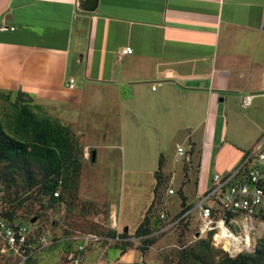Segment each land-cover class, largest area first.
I'll return each mask as SVG.
<instances>
[{
    "label": "crops",
    "instance_id": "1",
    "mask_svg": "<svg viewBox=\"0 0 264 264\" xmlns=\"http://www.w3.org/2000/svg\"><path fill=\"white\" fill-rule=\"evenodd\" d=\"M3 25L0 88L58 106L80 129L101 101L121 140L180 134L196 201L264 134V0H98L93 11L79 0H0Z\"/></svg>",
    "mask_w": 264,
    "mask_h": 264
},
{
    "label": "rangeland",
    "instance_id": "2",
    "mask_svg": "<svg viewBox=\"0 0 264 264\" xmlns=\"http://www.w3.org/2000/svg\"><path fill=\"white\" fill-rule=\"evenodd\" d=\"M35 99L43 106V113L57 118L70 128L83 151L77 197L67 196L68 203L56 208L44 204L46 198L36 194L38 187L25 194L22 193L25 191L22 178H18V186L8 187L0 176V219L7 217L5 213L11 212L16 221L29 223L31 222L29 218L36 216L37 213L41 215L39 218L36 216L38 220L33 223L34 233L35 235L46 234L48 243L44 246H36L38 248L35 252L36 264H69V254L63 243L65 240L74 241L76 244L73 247L77 249L85 242L75 239V236L87 233L105 236L108 229L113 228L110 218L111 205L119 207L122 217L121 224L126 225L125 228L119 230L113 229L118 232L128 229L131 238L125 239L132 243L127 245L119 243L124 247V250H121L116 244L117 241L112 239L109 242L103 240L90 242L86 245L82 264H181L180 252L189 248L200 237H207L196 236V228L200 223L197 210L190 214L188 226L172 224L176 214L182 208L181 188L187 195L189 204L194 206L197 202L195 171L190 182L184 184L187 178L184 177L182 156L177 154V146L180 144L187 149L189 146L180 134L175 136L169 134L163 137L161 143H138L132 142L129 138L121 140L119 139L118 120L108 118L109 113L101 109L103 107L101 101L93 100L94 104L91 105L96 106L94 110L81 113L83 127L80 129L78 123L64 119L63 112L61 114L57 112L58 106L45 104L40 99ZM87 106L90 107L89 104ZM8 108L9 106L6 107ZM104 133H107L105 142L102 138ZM102 142V145H97ZM99 146L103 147L100 149ZM97 147L101 152L98 159L93 162L90 156V159L86 160L84 157L86 148L92 151ZM162 155L167 163L166 170L163 171L169 180L167 187L160 193L159 202L157 200L155 205L158 212L166 213L167 217L163 220L165 224L163 228L155 234L154 245L143 252L138 248L141 244L140 239L133 233L154 201V172L159 168ZM35 171L39 178L40 174L37 170ZM173 175L172 181L171 176ZM170 188L175 189L174 194L169 193ZM84 203L86 207L81 210ZM92 203L94 207H91ZM169 224L172 225L165 228ZM257 235L254 248L260 238ZM215 248L219 250L216 261L226 251L220 247ZM4 263L5 260L0 261V264ZM8 263L15 264L16 260L13 257L8 260Z\"/></svg>",
    "mask_w": 264,
    "mask_h": 264
},
{
    "label": "trees",
    "instance_id": "3",
    "mask_svg": "<svg viewBox=\"0 0 264 264\" xmlns=\"http://www.w3.org/2000/svg\"><path fill=\"white\" fill-rule=\"evenodd\" d=\"M35 98L37 97L21 89L0 88V176L8 187L18 186V178H22L25 187L22 193L25 194L38 187L36 194L46 198L44 204L56 208L68 203L67 196L77 197L83 151L70 128L57 118L43 113V106ZM163 162L162 155L159 168L154 172V201L133 233L140 239L138 248L143 252L154 245L155 234L165 225L162 213L158 212L155 205L169 180L163 171ZM35 170L40 174L39 178ZM185 177L188 178V175L185 174ZM57 189H60L59 196L54 195ZM180 194L182 208L176 214L175 220L179 219L176 224L188 226L191 213L186 212L190 211L193 205L187 203V196L182 188ZM85 204L81 210L85 209ZM91 207H94L93 203ZM5 216L7 217L4 218L15 220L11 212L5 213ZM36 216L39 218L41 215L37 213ZM103 237L106 242L111 239L117 241L116 244L121 250H124L122 245L132 243L128 240L131 238L128 229L118 232L110 228ZM63 243L68 254L76 250L73 247L76 244L74 241L65 240ZM217 253L219 250L213 246L211 235L200 237L193 245L180 252L181 264H264V236L258 239L252 252H241L234 257L225 252L215 261ZM11 259L12 257H4L1 254L0 237V261L5 260L4 264H9L8 260ZM22 264H36L35 254Z\"/></svg>",
    "mask_w": 264,
    "mask_h": 264
},
{
    "label": "built area",
    "instance_id": "4",
    "mask_svg": "<svg viewBox=\"0 0 264 264\" xmlns=\"http://www.w3.org/2000/svg\"><path fill=\"white\" fill-rule=\"evenodd\" d=\"M7 29L8 27L4 25L0 27V30ZM132 51V47H126L122 53ZM67 85L75 88L76 80L70 78ZM155 88L153 85V89ZM252 98L253 95L243 97V105H250ZM177 152L184 155L185 148L178 146ZM90 156L92 151L86 148L85 159L89 160ZM169 193L174 194L175 189L170 188ZM59 194L60 189H57L54 195ZM194 210L198 211L200 218L196 233L200 236L211 235L215 247L224 249L232 257L243 251L251 252L255 249L256 235L264 234V134L258 143L244 152L241 162L234 170L226 175L216 173L213 176L211 187L199 197L197 203L187 213ZM161 217L166 218L167 214L163 212ZM110 218L113 228H117L115 211L111 212ZM178 220H174L172 224H176ZM0 237L1 254L4 257H14L15 264H22L35 254L38 250L37 245L44 246L48 243L46 234L35 235L33 223L18 222L4 217L0 219ZM74 238L85 243L80 244L69 254V264H82L86 245L104 239L96 233Z\"/></svg>",
    "mask_w": 264,
    "mask_h": 264
},
{
    "label": "water",
    "instance_id": "5",
    "mask_svg": "<svg viewBox=\"0 0 264 264\" xmlns=\"http://www.w3.org/2000/svg\"><path fill=\"white\" fill-rule=\"evenodd\" d=\"M97 6H98V0H79V8L82 10L93 11L97 8ZM96 154H97L96 149H93L92 156H91V159L93 162L96 161ZM36 220H37L36 217H34L31 220V223H34ZM196 236H200V234L197 233Z\"/></svg>",
    "mask_w": 264,
    "mask_h": 264
}]
</instances>
